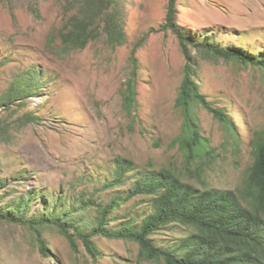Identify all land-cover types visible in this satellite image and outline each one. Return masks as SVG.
Listing matches in <instances>:
<instances>
[{"label":"rangeland","instance_id":"1","mask_svg":"<svg viewBox=\"0 0 264 264\" xmlns=\"http://www.w3.org/2000/svg\"><path fill=\"white\" fill-rule=\"evenodd\" d=\"M92 1V10H98L93 17L87 13ZM167 5L168 0H0V180L5 185L0 207L35 193L24 217H41L46 210L62 211L58 202L43 209L59 197L61 209L71 211L69 221L82 218L87 231L99 210L80 200L105 206L111 194L128 190L139 172L162 167L196 188L232 190L250 205V140L264 129V72L200 48L210 43L264 60V0H177L179 26L196 43L186 47L199 90L211 108L222 109L235 124L232 134L211 111L194 104L207 146L191 165L175 143L184 126L176 101L186 59L166 27ZM106 15L112 18L109 30ZM71 16L87 17V30L94 31L83 47L63 41ZM113 24L122 26V42L111 35ZM28 78L34 96H4L11 88L25 90ZM129 79L136 92L131 112L123 106ZM122 161L130 164L123 184L105 188L117 181L115 168ZM151 208L149 196H134L111 213L108 227L139 226ZM181 226H164L152 235L155 244L175 247L179 236L188 235ZM38 237L45 239L49 256L41 254ZM74 239L76 250L56 226L33 229L0 219V264H164L147 260L132 241L94 236L100 254L92 256Z\"/></svg>","mask_w":264,"mask_h":264},{"label":"trees","instance_id":"2","mask_svg":"<svg viewBox=\"0 0 264 264\" xmlns=\"http://www.w3.org/2000/svg\"><path fill=\"white\" fill-rule=\"evenodd\" d=\"M115 1L106 0L110 4H114ZM176 3L177 0H168L166 27L170 28L178 38L186 63L185 75L176 101L183 115L184 126L176 137L175 143L183 151L188 165H191L189 164L191 161L203 156L202 151L207 146L205 139L199 136L197 118L192 110L194 104L203 105L211 111L232 134L235 132V124L222 109L211 108L199 90V85L194 78L196 70L191 64L186 47L187 45L196 47V43L194 37L186 36V29L179 26ZM94 6L96 5L92 1L87 11L91 17L95 15L94 12L98 11L92 10ZM115 10L116 17L118 16L117 5ZM111 19L109 16L104 19L107 30L111 27ZM88 21L87 17L86 21L70 17L67 24L69 31L64 34L63 40L67 41L66 45L83 47L86 44L91 38L89 34L94 32L87 30ZM113 26L111 35L117 42H122L124 38L122 26L116 24ZM200 50L207 55L221 57L227 61L236 60L244 65L253 64L264 72V60L246 55L238 49L204 43ZM132 52L135 55L137 50L133 49ZM132 61L134 67L132 73L135 76L137 68L135 57ZM27 80L28 82L24 84L25 90L19 91V89L11 88L4 96L7 98L16 93L26 97L34 96L32 92L34 81L29 78ZM123 95V106L127 112H131L136 106V92L132 79L128 80V88ZM250 142L253 147L254 161L246 182L249 206L243 205L232 190L196 188L184 182L173 170L162 167L159 170L139 172L132 186L124 192L111 194L105 206L96 204L90 199L80 200L85 206H95L99 210V215L93 223L94 226L87 231L82 228L86 225V222H82V218L75 219V222L74 220L69 221L71 211L61 209L64 203L59 197L53 202L49 200L43 209L58 202L62 211L48 212L46 210L41 217L25 218L26 207L35 193L25 194L18 197L16 201L0 207V219L33 227V229L42 226H56L68 239L73 250H76L74 237H77L92 256L100 254L92 238L103 236L135 242L139 246L140 254L144 255L147 260H160L164 264H264V129L255 132ZM212 151L213 149L210 148L209 153L213 154ZM129 165L126 161L120 162L114 173L117 181L106 184L105 188L114 184H123L121 179ZM198 170L201 171V169ZM4 186L3 181L0 180V188ZM137 195L150 197L151 213L141 220L139 226L127 222L122 223L118 230L109 228L108 224L112 221L111 213L128 199ZM172 223L182 225L181 230L183 232L187 230L188 235L179 236L173 248L157 246L152 235ZM38 245L41 254L49 256L50 252L45 239L38 237Z\"/></svg>","mask_w":264,"mask_h":264}]
</instances>
